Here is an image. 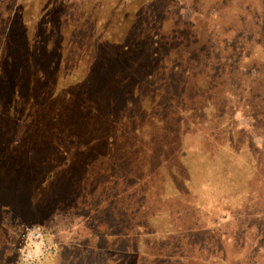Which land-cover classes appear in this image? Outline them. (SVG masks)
Instances as JSON below:
<instances>
[{
	"label": "rangeland",
	"instance_id": "374dc122",
	"mask_svg": "<svg viewBox=\"0 0 264 264\" xmlns=\"http://www.w3.org/2000/svg\"><path fill=\"white\" fill-rule=\"evenodd\" d=\"M137 1L138 7L146 4L136 9H147L146 28L156 19L166 20V27L177 19L206 38L212 18H192L188 2L207 0ZM57 2L60 28L82 35L94 27L107 29L92 17L112 7L95 10L89 4L82 10L73 0ZM211 2L204 3L205 10ZM257 5L263 16L257 17L249 51L237 50L229 60L204 58L208 65L200 68L207 76L194 74L197 79L188 82L190 102L194 86L208 92L212 84L200 78L217 75L219 105L204 107L207 93L196 108L186 107L184 98L167 109L173 112L168 120L157 115L149 120L152 114L141 109L140 100H148L155 86L146 76L133 83L123 63L115 67L118 76L89 83L90 104L78 95L86 85L89 90L88 81L80 89L70 85V61L45 70L41 51L44 60L30 54L2 64L0 155L21 154L16 162L7 156L6 167L25 176L15 183L17 194L3 201L12 218L47 230L58 251L53 263L104 264L113 251L123 259L112 264H136L126 262L123 246L139 250L144 264L154 256L160 264H264V4ZM220 12L222 18L214 19L226 20V11ZM130 24L124 21L123 35ZM85 37L68 44L82 47ZM41 76L50 81L41 83ZM169 76L164 73L160 83L172 89ZM61 81L66 90L58 88ZM11 99L21 112L13 111ZM65 107L72 109L67 124L59 119ZM103 230L121 234L123 243L105 246L94 235Z\"/></svg>",
	"mask_w": 264,
	"mask_h": 264
},
{
	"label": "trees",
	"instance_id": "16d2710c",
	"mask_svg": "<svg viewBox=\"0 0 264 264\" xmlns=\"http://www.w3.org/2000/svg\"><path fill=\"white\" fill-rule=\"evenodd\" d=\"M61 1L62 6H64L68 0ZM207 1L212 2L207 4L205 10L204 3ZM207 1L188 2V6L194 8L192 18H212L206 38H204V34L200 32L201 29H196L188 21H183L180 25L177 19L171 20L172 24L169 21L170 27L164 25L166 20L156 19L155 22L149 24V28H146L144 20L148 18V15H145L147 9L141 11L146 4L143 3V7H138L139 2L137 0H73L75 5H78V9L82 10L89 4L95 10L107 11L110 7L113 8L112 12L104 16L102 13L100 16L92 17L95 22L106 23V30L94 27L88 34L84 35L78 33V30L70 31L66 27L60 28L59 23L63 11H58L60 2L57 0H0V51L2 53L0 55V67L7 63L5 62L7 58H9V62L14 61L16 63V60H21L22 55L32 54L34 58H41L43 56L41 51L47 59L45 70L62 65L65 61H70L72 63L70 77L73 76L70 85H73L74 89H80L88 81L89 90L86 85L84 92L79 94L75 92L90 104L91 93L89 92L94 87L89 83L106 81L109 77L118 76L120 71L115 73L117 70L115 67L123 63L124 68L125 65L127 66V73L134 75L133 83L141 82L146 76L155 86L154 94H149L148 100H140L141 109H147L151 112V117H148L151 121L154 120V117L156 118L155 115H157V119L162 117L168 120V114H173V112L167 109H170L173 103L182 102L184 98L186 99V107L196 108L200 106L204 93H207V97L203 106H217L219 102L214 100V96L218 98L215 94L219 92L215 91L216 84H214L217 75L211 73L208 78H200V80L207 81V83L212 82V84L208 87V92L200 91L198 86H194V93L191 95L190 102L187 99V93L190 92L188 91V82L193 77L196 78L195 75L207 76L200 68L208 65L203 63L204 58L207 61L215 58L229 60L235 58L234 54L237 50L245 52L248 49L247 51H249L250 43L253 41V35H255L253 29L258 25L257 17L263 16H260L262 5L258 6L257 4H264V0ZM182 2L181 0L180 4ZM154 3L157 4L156 1ZM137 7L141 8L139 12L136 11ZM222 9L226 11L227 19L216 21L214 18H222V12H220ZM210 11L211 13H209ZM55 13L56 15L53 16ZM233 19H240L241 21ZM124 21L131 23L126 35H123L121 31ZM45 24H49V28L44 27ZM79 36H86L85 41L88 44L82 47H74L68 44ZM148 68L150 69L149 73H147ZM155 72L158 74L155 75ZM166 72L170 74L169 81L172 79L170 81L172 89L169 88L171 90L167 89L164 83H160L161 76ZM65 75L66 77L63 78L69 77L68 73ZM39 81L43 83L50 81V79L41 76ZM23 86H26L25 80H23ZM28 87L30 88V84ZM16 88L17 92H21L23 89L22 85ZM58 88L67 89L63 82L59 84ZM16 90L14 89L13 92ZM20 97H23L21 93ZM10 107L14 112H21L20 106H17L12 99L10 100ZM80 107L83 108L85 105H80ZM64 109L67 110L59 114V119L67 124L73 120L70 117L72 109H68V107ZM68 113V117L62 115ZM14 142L16 141L14 140ZM26 150L27 148L23 156L24 160L27 158ZM11 154L13 153L10 152L7 155L5 152L0 155V245H2L0 246L2 247L0 264H26L19 256V248L26 227L39 228L47 238L49 245L45 256L40 261L30 264H55L53 262L58 251L47 230L38 224L22 222L17 217L12 218L10 204L3 201V198H8V195H12L13 198L17 194L13 190L16 186L15 183L21 177H25L19 175L20 169L13 172L7 169V156L11 157L13 162L22 159V155L17 152ZM77 203L79 204V202ZM94 235L97 240L103 239L105 246L112 248L118 247V242L123 243L122 238H124L121 234L104 232V230L95 231ZM127 242L130 243L129 240ZM5 245L9 246L5 247ZM129 246L131 245L128 244ZM120 247L123 253L127 255V263L133 259L136 264H144L140 261L139 250H134L132 247H129L130 250H125L123 246ZM97 248L102 250L98 245ZM154 257L148 261V264H160V261L156 259L157 256ZM122 259L123 257L112 251L111 256L107 257L104 264L118 263ZM204 260L216 263L213 259L201 257L200 261Z\"/></svg>",
	"mask_w": 264,
	"mask_h": 264
},
{
	"label": "built area",
	"instance_id": "2783aa9c",
	"mask_svg": "<svg viewBox=\"0 0 264 264\" xmlns=\"http://www.w3.org/2000/svg\"><path fill=\"white\" fill-rule=\"evenodd\" d=\"M48 248V240L39 228H25L19 248V256L24 263L30 264L40 261L47 253Z\"/></svg>",
	"mask_w": 264,
	"mask_h": 264
}]
</instances>
